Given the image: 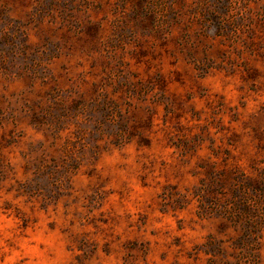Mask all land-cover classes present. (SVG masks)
Masks as SVG:
<instances>
[{
  "label": "rangeland",
  "instance_id": "rangeland-1",
  "mask_svg": "<svg viewBox=\"0 0 264 264\" xmlns=\"http://www.w3.org/2000/svg\"><path fill=\"white\" fill-rule=\"evenodd\" d=\"M0 264H264V0H0Z\"/></svg>",
  "mask_w": 264,
  "mask_h": 264
}]
</instances>
